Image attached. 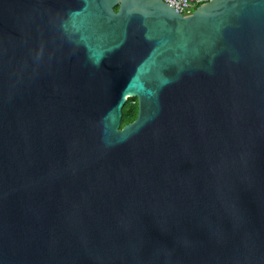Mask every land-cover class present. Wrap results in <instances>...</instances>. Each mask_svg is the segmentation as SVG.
<instances>
[{
    "label": "water",
    "instance_id": "95a60500",
    "mask_svg": "<svg viewBox=\"0 0 264 264\" xmlns=\"http://www.w3.org/2000/svg\"><path fill=\"white\" fill-rule=\"evenodd\" d=\"M0 264H264V0H0Z\"/></svg>",
    "mask_w": 264,
    "mask_h": 264
},
{
    "label": "built area",
    "instance_id": "2783aa9c",
    "mask_svg": "<svg viewBox=\"0 0 264 264\" xmlns=\"http://www.w3.org/2000/svg\"><path fill=\"white\" fill-rule=\"evenodd\" d=\"M182 15H189L197 6L208 0H163Z\"/></svg>",
    "mask_w": 264,
    "mask_h": 264
},
{
    "label": "trees",
    "instance_id": "16d2710c",
    "mask_svg": "<svg viewBox=\"0 0 264 264\" xmlns=\"http://www.w3.org/2000/svg\"><path fill=\"white\" fill-rule=\"evenodd\" d=\"M136 112H137L136 98L128 97L122 107L121 126L134 120L136 116Z\"/></svg>",
    "mask_w": 264,
    "mask_h": 264
}]
</instances>
